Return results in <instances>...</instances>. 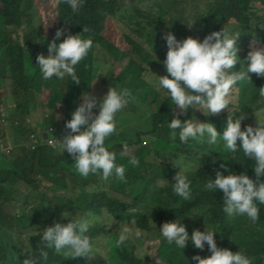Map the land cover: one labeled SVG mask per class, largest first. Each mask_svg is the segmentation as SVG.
<instances>
[{
	"label": "trees",
	"instance_id": "obj_1",
	"mask_svg": "<svg viewBox=\"0 0 264 264\" xmlns=\"http://www.w3.org/2000/svg\"><path fill=\"white\" fill-rule=\"evenodd\" d=\"M255 9L262 15L253 16L252 11ZM53 15L56 20L55 29H59L62 22L70 34L79 33L82 27L89 29L88 33H80L90 35L96 43L94 52L89 53L108 58L115 72L120 73L116 77H105L106 81L111 82L136 72L133 68L135 59L146 65L151 64L153 70L150 72L154 75L160 67L164 68L159 58L152 56L151 52L158 57H165L166 45L162 34L167 32L174 34L178 40L188 36L199 40L220 28H231L240 34L236 41L239 60H244L252 47L264 46V0H85L77 13H73L66 3H60L59 0H0V79H7L15 94L11 102H5L8 106H13L15 102L14 109L6 111L3 108L2 111L8 114L0 115L3 120L0 123L3 129L1 138L6 141L0 148L6 153L5 147L12 146L9 155L0 152V264H24V260L30 256L34 257V264H104L97 256L93 259L90 254L64 257L53 249H45L48 252L46 260L41 262L38 259L39 249L43 247L39 231L54 222L67 223L69 219L81 216L90 220L86 235L94 245L98 237L103 238L104 245L109 247L113 264H147V260L141 262L134 254V245L129 242L116 243L118 228L115 223L121 225L120 222L132 221L146 235V231L150 232L154 227L155 221L163 223L176 217H181V223L189 235L194 228L203 231L204 227H212L217 232L214 233V241L218 247L227 248L231 252H243L251 264H264V204H258V220L252 224L246 216L229 217L222 211V192L219 189H203L209 179L215 178L216 171L219 170L222 175L228 174L221 167L222 164L229 171L235 174L243 172L257 182L251 157L244 156L240 150L228 152L219 138L215 145L191 139L180 143L172 139L169 145L172 148L167 152L175 153L166 159L157 148L161 143L156 136L157 132L166 128L173 116V105L168 100L159 102L156 112L150 117L146 134L153 133L154 141L142 146L140 139L145 142L146 134L135 135L134 143L149 151L143 155L142 148L136 149L139 152H134L139 161L137 166L129 165L127 157L119 155L121 143L105 140V146L117 154L116 162L125 165L124 182L114 177L105 179L98 173L81 177L74 171L72 157L66 151L40 146L43 143L41 138L36 143L40 147L32 150L29 136L35 129L31 128L27 116L30 117L43 104H47L49 109L60 105L62 124L53 123L49 120L50 116L41 113L44 125L40 126L42 138L59 141L68 132L64 127L65 121L71 118V112L78 105L76 93L67 91L61 94L56 91L65 88L63 79L58 83L55 77L42 79L38 65L35 64L36 55H47V44L55 38L56 32L48 41V34L43 35L42 18ZM116 19L124 23L127 33L120 27L106 25ZM20 35L21 45L16 40ZM135 38L144 39L149 48L138 44ZM120 60L127 63L124 73L117 67ZM239 66L243 68L244 62L239 61L230 71ZM249 77L250 82L245 80L241 84L240 96L235 89L239 81L237 86L235 84L230 89L229 106L215 114H207L202 109L204 114L195 118L212 123L219 133L226 117L236 108L238 110H233L234 116L242 114L245 121L247 118L252 120L251 123L241 122V129L244 125L254 126L256 111L264 107V96L259 95L257 89L264 85V75L250 73ZM155 96L152 91L148 97L146 91L139 88L133 90L131 101L145 104V100ZM232 97L235 103L231 102ZM192 110L191 107L186 109L181 121L192 117ZM125 119L130 123L129 118L122 115L115 131L121 130L123 126L128 130ZM22 138L25 144L20 143ZM127 144L133 149L130 143ZM150 152L164 161L158 163L156 159H149ZM173 161L184 164L179 168L191 181L190 200H181L172 191L173 177L179 171ZM34 175H43L42 179L48 184L56 177L58 179L53 186L41 190L36 186ZM65 179L68 184H65ZM259 179L264 180V177ZM17 184L29 193L15 199L21 203L18 212L8 210L4 213V207L12 204V188L19 190ZM119 196L126 200H118ZM23 198L24 202L21 201ZM32 200L37 201V204L31 205ZM62 213L67 215L62 216ZM106 220L112 222V227L105 226ZM25 226L28 227L26 231H17ZM196 254L201 257L210 255L207 245L198 249L189 241V246L185 245L181 250L174 243H162L157 250V257L166 264H195L191 257Z\"/></svg>",
	"mask_w": 264,
	"mask_h": 264
},
{
	"label": "clouds",
	"instance_id": "obj_2",
	"mask_svg": "<svg viewBox=\"0 0 264 264\" xmlns=\"http://www.w3.org/2000/svg\"><path fill=\"white\" fill-rule=\"evenodd\" d=\"M59 2L66 3L73 13H77L85 0H59ZM115 21L121 22L118 19ZM55 22L52 26L53 29H55ZM88 32L87 27H82V30L75 35H64V38L58 43L49 41L47 55H36L35 64L38 65L41 78L45 80L52 77L63 79L68 76L73 83L79 84L80 79L76 72V66L85 56L99 58L100 64L93 65V69L87 68V71H90L89 84L91 87L88 89L90 94L86 91L81 95L80 103L70 114L71 118L65 121L64 127L68 132L61 140L56 139V141L42 138V131H34L29 136L32 150L44 146L62 152L66 151L72 157L74 171L81 177L98 173L105 179L114 177L115 180L124 182L126 179L125 165L117 163V154L105 146V140L116 130V114L130 102V106L137 107L139 110H143V105L147 106L149 109L147 117L150 119L151 115L156 112L158 103L168 100L173 105V116L167 123L172 139L178 138L180 143L191 139L215 145L219 138L228 152L240 150L244 156L251 157L254 161L252 170L257 182H254L243 172L235 174L229 171L227 166L222 164L221 167L228 174L222 175L219 170L216 171L215 178L209 179L203 185V189L209 191L219 189L222 192V211L225 214L229 217L246 216L252 224H255L259 215L258 204H264V180L259 179L264 177V123L255 122L254 126L244 125L242 130L241 121L244 117L242 114L234 116L233 110L238 109L233 108L225 119L224 127L218 133L210 122H201L195 117L181 121V117L189 107L198 109L201 113H203L201 109H205L207 114H215L229 106V92L233 85L238 81L250 82V73H255L257 76L264 75V46L252 47L244 60H239L236 41L240 34L231 28H220L219 31H212L199 40L191 36L178 40L174 34L167 32L162 34L166 45L165 57H158L155 54V58L163 59V62L159 61L164 68L160 67L158 74L165 72L167 75H154L148 71V65L135 59L133 68L136 72L127 74L117 82H111L106 81L105 77H116L120 73L115 72V67L110 64L108 58L89 53V51L94 52L96 43L90 35L82 36L80 34ZM61 35L62 32L58 29L55 38H59ZM239 61L244 62L243 68L239 66L238 69L230 71L234 69V65L239 64ZM126 64L125 60H120L117 64V67L123 70L122 73H124ZM100 65H107L110 71L106 76L100 75L96 80L98 74H102V72H98ZM148 72L151 74L150 76H148ZM136 77H139L140 80L139 87L136 85ZM102 88L107 91L100 97L98 103L94 96L102 94L104 91ZM139 88L146 91L148 97L152 95L153 91L156 98L145 100V104L133 103L131 101L132 92ZM157 89L162 91L160 97L155 91ZM257 89L259 95L264 96V85ZM138 133L142 134L138 131L135 135ZM33 136L36 137L32 139ZM40 138L43 143L37 146L36 143ZM140 140L142 146L146 145L143 139ZM49 141L53 143L49 144ZM127 143L131 144L137 154L139 152L136 149L142 146L134 143L133 140L120 144L119 155L126 156L129 165L137 166L139 161L134 154H130ZM134 145L140 147L134 148ZM174 153L175 151L169 154L166 159L173 156ZM142 154L144 155L145 152L142 151ZM158 158L160 157L155 154L149 156V159H156L158 163L164 161L162 158ZM175 166L179 171L173 177L172 191L181 200H190L191 181L182 174L178 165ZM66 215L67 213H62V216ZM120 223L121 225L115 223L118 228L117 244H123L142 236L143 240L152 239L148 240V247L156 240L157 250L162 243L168 245L174 243L177 248L182 250L185 245L189 246L190 241L192 246L198 249H203L206 244L210 252V255L204 257L199 254L193 255L191 259L195 264H251V260L243 252L239 250L231 252L227 248L218 247L214 241V233L217 232L212 227H204L203 231L194 228L189 235L181 223V217L163 223L160 220L155 221L154 227L150 232L146 231V235L132 224V221ZM158 223L159 225H157ZM107 225L112 227L111 224L105 223V226ZM89 227L90 220L84 216L71 218L65 224L54 222L50 226L44 227L39 231L43 247L39 249L38 259L41 262L47 259L48 252L45 249H53L64 257L89 255L93 248V242L86 235ZM161 240L164 242L161 243ZM146 260H148L147 257ZM158 261H160L159 258ZM24 264H34V257L26 258Z\"/></svg>",
	"mask_w": 264,
	"mask_h": 264
},
{
	"label": "rangeland",
	"instance_id": "obj_3",
	"mask_svg": "<svg viewBox=\"0 0 264 264\" xmlns=\"http://www.w3.org/2000/svg\"><path fill=\"white\" fill-rule=\"evenodd\" d=\"M253 12V16L255 17H259L262 15V13L255 9L252 11ZM54 22H55V15H53L52 17L50 18H42V23H43V26H44V33L43 35H47L48 34V39L47 41L50 39V36L53 38L54 36H52L58 29H53L52 26L54 25ZM106 25L108 26H113V27H120L125 33H127V27L124 25V23H121V22H117V21H112V22H108ZM59 30H61L62 32V35L59 37V38H54V39H51V41L53 42H60V40H62L64 38V35H68L70 34L68 29H67V26L64 22L60 23L59 24ZM20 34V32H19ZM77 34V33H75ZM73 34V35H75ZM84 36V35H82ZM131 36L133 37V35L131 34ZM17 42L21 45L22 44V39H21V35L16 39ZM136 42L138 44H142L145 48H149L147 47V45L144 43V39H136ZM46 41V42H47ZM151 52V51H150ZM152 56L156 57L154 53H152ZM160 61L163 62V59H159ZM96 63H99L100 64V59L99 58H96V57H89L88 55L85 56L81 62L76 66V72H77V75L80 79V83L79 84H76V83H73L71 81V79L68 77V76H65L63 78V84L65 85V88L63 87V90H56L58 91V93H66L67 91L69 93H76L78 95V104L80 103V98H81V95H83L84 92H88V89L89 87H91V85L89 84V75H88V71H87V68H91L93 69V65H95ZM122 65V64H121ZM152 65L149 64L148 65V71H152ZM110 71V68L107 66V65H100V68H99V71L98 72H102V74H98L97 76V79H99V76H106ZM151 75V74H150ZM160 75H167V73L165 72H162V73H157V76H160ZM155 79V77H152ZM62 79H57L55 78V81H61ZM136 80H137V87H139L140 85V80H139V77H136ZM245 81V80H244ZM244 81H239V85L238 87H235V89H237V93L238 95L240 96V93H241V84L244 82ZM247 83V82H246ZM238 82L236 83L235 86H237ZM58 89V88H57ZM102 90H104V88H102ZM65 91V92H64ZM107 90H104L102 91V94H98L97 96H94L96 97L98 103H99V99L100 97H102V95L104 93H106ZM131 91V89H130ZM158 94H159V97L161 96L160 93H162L161 90H155ZM40 96L42 98H44V95L39 92ZM88 94H90V91L88 92ZM91 96V95H90ZM8 97V98H7ZM15 97V94L13 92V89L11 87H9V83L7 82V79H0V115L2 116H6L8 114V112H3L2 109L4 108L6 111H8L9 109H14V104L15 102H13V106L10 105L8 106L5 102H11L12 98ZM19 98V97H18ZM39 95L37 96V100H39ZM17 100V99H15ZM46 99H44L45 101ZM19 101V99H18ZM231 102H234L235 103V98L232 97L231 98ZM129 104V105H128ZM128 104L120 111L116 114V124L118 123V119L121 118L122 115H126V118H129L130 120V123H128V120H127V128L128 130L126 129L125 130V127L123 126V128L121 130H117L115 131L111 136H110V139L107 138L110 142L113 141L114 143H122V142H127V141H132L134 140L135 138V134L136 132H142V133H147L148 132V129H149V122H150V119L147 117L148 114H149V109L147 106H144L142 107L143 110H139L137 107H132L130 106L131 103L128 102ZM62 108L60 107V105L57 106V108H48L47 107V104H43L41 106V108L37 109L35 112H33L31 114V116H27V119L29 121V123H31V128L36 132H39L41 131L40 129V126L44 125L42 123V118H41V113H46L48 116H50L49 120H51L53 123L55 122L57 125H61L62 122H63V112L61 111ZM192 112H191V116L192 117H195V116H200L201 115V112L198 110V109H194L192 108ZM202 111V109H201ZM122 114V115H121ZM245 116L243 118V120L241 122H248V123H251L252 120L250 118H247L245 121ZM3 120L0 119V123L2 122ZM253 121H256V122H260V123H264V107L257 110L256 111V119H254ZM121 123V122H119ZM124 124V123H123ZM125 124V125H126ZM3 133V129L1 127V124H0V147L3 146V144H6L4 142L5 139H2L1 138V134ZM157 136L161 145L157 146V148H159L161 150V152L163 153L164 156H168L169 153L167 152L170 148H172V146H169L170 145V142H172V137H170L169 134V129L168 127L166 126V128H164L161 132H157ZM155 137H154V134L153 133H150V134H146L145 136V143L146 144H151L152 141H154ZM23 141H20V143H24L25 144V140L22 138ZM27 140V139H26ZM176 141L179 142L178 138L176 139ZM134 148H138L140 146L138 145H134L133 146ZM142 148V151L147 153L149 151H147L146 149H144L143 147ZM6 149V153L7 155H9L8 153H11L12 152V146H6L5 147ZM0 152H4V150H1L0 148ZM135 150L134 149H130V154H134ZM5 153V154H6ZM152 154V152H150ZM158 159H161V158H158ZM174 164L180 166L181 168L184 166V164L182 165V163L178 162V161H174L173 162ZM253 164H254V161H253ZM183 173V171H182ZM47 174V173H46ZM43 175H34L33 178L37 181L36 182V186L41 189V190H44L47 186L51 187L53 186V184L57 181V177L56 179L51 182V184H48L46 180H43L42 179ZM47 183V184H46ZM65 184H68V182L66 181L65 179ZM17 188L19 190H16L15 188H12V192H13V195H12V204L10 207H7L5 206L4 209H3V212L5 213V211H13V212H18L20 207H21V203L19 202H16L15 199L16 198H21L22 196H24V194H27L29 193L26 188H24L22 185L20 184H17ZM49 189V188H48ZM48 191V190H47ZM118 200L120 201H125L126 198L124 197H120L118 198ZM21 201L24 202V198L21 199ZM29 201V200H28ZM31 205H35L37 204V201L35 200H32L30 201ZM53 213V211H52ZM58 222V221H57ZM106 222L107 224H112L111 221H104ZM61 224H65L63 222H59ZM27 226H25L24 228L22 229H17V231H26L27 230ZM35 228H38V227H35ZM40 229V228H38ZM148 240H152V239H144L143 240V237L141 236L140 238L138 239H135V240H129V241H126V242H129L130 245H134V254H136L138 256V258L141 260V262H145L146 260V257L148 258L147 260V264H166L163 260H161L160 258V261H158V258L156 256V250H157V241L154 240L153 243L151 244L150 247H148ZM141 243V245H140ZM90 256H91V259L94 258V256H97L98 258H101L102 262L104 264H113V261H112V258L110 257V254H109V247L108 246H105L104 245V240L103 238L100 236L96 239V244L94 245L93 244V248H92V251L89 253ZM109 259H110V262H109Z\"/></svg>",
	"mask_w": 264,
	"mask_h": 264
},
{
	"label": "built area",
	"instance_id": "obj_4",
	"mask_svg": "<svg viewBox=\"0 0 264 264\" xmlns=\"http://www.w3.org/2000/svg\"><path fill=\"white\" fill-rule=\"evenodd\" d=\"M53 143V142H52ZM50 141H49V144H52Z\"/></svg>",
	"mask_w": 264,
	"mask_h": 264
}]
</instances>
